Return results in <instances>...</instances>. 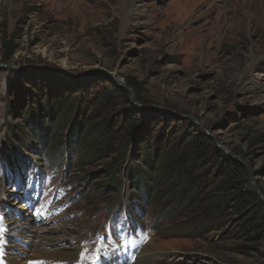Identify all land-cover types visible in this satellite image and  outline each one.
<instances>
[{"label": "rangeland", "instance_id": "1", "mask_svg": "<svg viewBox=\"0 0 264 264\" xmlns=\"http://www.w3.org/2000/svg\"><path fill=\"white\" fill-rule=\"evenodd\" d=\"M255 2L0 0V257L5 234L15 238L14 252L28 253L33 230L53 229L56 248L79 238L71 264H94L105 251L135 258L143 249L152 257L148 264H264V240L250 244L226 233L231 225L198 216L195 221H210L215 230L184 238L163 217L157 219V204L141 210L134 203L121 211L117 204L124 195L115 198L104 187L113 155L93 156L82 168L72 142L74 149L58 159L59 165H49L37 140L51 139V122L28 124L19 115L56 93L66 105L81 102L83 115L70 116L56 130L59 139L67 130L74 135L75 124L86 132L111 115L114 105L118 110L107 118L114 131L121 113L144 125L127 143L140 169H147L142 142H164L163 152L171 153L188 133L185 121L193 124L190 117L206 127L194 124L215 145L249 166L254 185L264 193V12ZM107 74L125 87L126 81L135 83L137 92L126 89L134 105L141 103L140 112L128 116L118 96L107 90L112 84ZM10 107L16 108L14 118ZM7 123L21 127V140L9 141ZM122 184L129 192L127 182ZM167 188L163 184L155 193ZM156 219L161 227L153 231ZM81 221L87 228L79 227Z\"/></svg>", "mask_w": 264, "mask_h": 264}, {"label": "trees", "instance_id": "2", "mask_svg": "<svg viewBox=\"0 0 264 264\" xmlns=\"http://www.w3.org/2000/svg\"><path fill=\"white\" fill-rule=\"evenodd\" d=\"M125 84L126 87L133 89L134 93L137 92L136 85L131 80ZM106 88L118 96L120 105L125 106L128 116H134L141 111L142 107L134 105L122 89L110 83ZM54 91L58 92V89ZM56 96L57 93L55 97L50 99L47 97L42 105L24 108L19 112L28 124L32 122L41 124L45 119L51 122L49 124L52 129L51 141L42 144L37 140L42 145L44 158L49 165L58 166L57 162L63 158L64 153L74 149L72 142L76 146L74 151L80 153L76 165L82 168L89 164L93 156L105 158L113 155L110 162L106 163L108 164L106 172L110 175V180L104 187L109 188V193L115 198L124 195L117 204L121 211L130 210L131 204L134 203L140 205L141 210L157 204V219L161 216L170 222L171 230L175 231L177 236L180 234L181 237L189 238L195 231V235L200 237L215 230V225H211L210 221L205 225L204 222L195 221L198 216H206L215 224L231 225L229 229H225L226 233L235 232L237 238L244 239L250 244L258 245L264 240V203L251 188L247 168L217 148L213 140L200 128L185 121L188 133L175 142L177 144L171 153L163 152L164 146L167 147L164 142L156 145L143 141L141 145L144 148V165L147 169H140L134 163L132 149L127 143L130 140V133L138 126L143 128L144 125L134 119H126L125 114L121 113L120 115H123L121 120L118 119L116 122L120 123L119 129L114 131V125L108 120L116 113L115 109L118 110L113 105L111 115L107 113L109 117L106 114L98 123L89 125L86 132L81 131V123L78 126L75 124V128L71 127L74 135L67 130L66 136L71 142L66 143V136L56 139V130L64 128L70 116L72 120L73 115L75 117L83 115L82 103L80 102L78 106L66 105ZM103 96L101 98H104ZM136 100L140 101L137 98ZM15 109V107L8 109L9 115L13 118L16 116ZM50 116L55 117L53 122ZM6 128L10 142L21 140L17 137L21 128L19 125L7 123ZM223 146L227 148L226 145ZM117 168L121 175L116 173ZM161 177L169 178V182H162ZM122 180L127 182L129 190L127 193L125 190L122 191L124 184ZM163 184L168 188L155 193ZM259 190L264 194L261 189ZM212 212L219 214L217 221L213 219ZM157 219L151 227L153 231H158L161 227ZM198 229L201 231H197ZM241 249L245 250V247ZM260 257L264 261V253H261Z\"/></svg>", "mask_w": 264, "mask_h": 264}, {"label": "bare ground", "instance_id": "3", "mask_svg": "<svg viewBox=\"0 0 264 264\" xmlns=\"http://www.w3.org/2000/svg\"><path fill=\"white\" fill-rule=\"evenodd\" d=\"M255 3L257 5V8L264 12V0H256ZM0 157L1 164V161L3 159L1 151ZM79 224V227H81L82 230L87 228V224L85 223V221H81ZM54 232L55 231H53V229H45L42 234H39L35 233V230H33L34 237L28 243V253H19L17 251L14 252L10 244L14 242L15 238H12L9 234H5L3 238L5 248L0 257V264H30V262L37 261H43L44 264H71L72 259H74L76 255L75 250L78 248L77 244L79 238H72L70 240L72 242H68L67 246L56 248L54 244V237L51 236V234ZM47 247H51L53 249L47 250ZM18 251H20V249H18ZM104 254V258L100 257L96 264H148L152 260V257L148 255L146 251H144V249L140 252L139 256H136L135 258L129 255L119 256L108 251Z\"/></svg>", "mask_w": 264, "mask_h": 264}, {"label": "water", "instance_id": "4", "mask_svg": "<svg viewBox=\"0 0 264 264\" xmlns=\"http://www.w3.org/2000/svg\"><path fill=\"white\" fill-rule=\"evenodd\" d=\"M107 78L109 79V81L114 84L115 86H117L118 88L122 89L127 95L128 97L130 98L131 102L136 104L135 103V100L133 98V95L129 92V90L126 89V87L123 85L122 82H120L118 79L114 78L113 76L107 74ZM138 105V104H137ZM139 106V105H138ZM153 109H156V110H162L158 107H153ZM169 114H172L171 112H168ZM186 119L190 120L193 124L195 125H198V126H201L205 131L206 130V127L199 124L197 121H195L194 119L190 118V117H186ZM216 145L218 146V148H220L221 151H223L229 158L231 159H234V161L238 162V163H241L243 164L248 172H249V176H250V181H251V186H252V190L254 191V193L259 197V199L264 203V196L262 195V193L256 188V186L254 185V181H253V173L250 171V168L249 166L244 162L242 161L241 159L233 156L230 152H228V150L224 149L220 144H218L216 142Z\"/></svg>", "mask_w": 264, "mask_h": 264}, {"label": "snow or ice", "instance_id": "5", "mask_svg": "<svg viewBox=\"0 0 264 264\" xmlns=\"http://www.w3.org/2000/svg\"><path fill=\"white\" fill-rule=\"evenodd\" d=\"M36 214V213H34ZM100 259V257H97V261ZM30 264H44L43 261H37V262H30ZM94 264H96V262H94Z\"/></svg>", "mask_w": 264, "mask_h": 264}]
</instances>
